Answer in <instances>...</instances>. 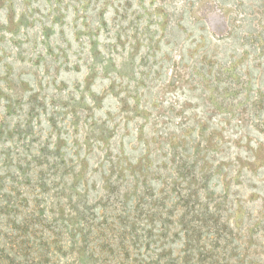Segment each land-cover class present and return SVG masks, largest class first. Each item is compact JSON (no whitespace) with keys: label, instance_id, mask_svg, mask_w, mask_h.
Listing matches in <instances>:
<instances>
[{"label":"rangeland","instance_id":"rangeland-1","mask_svg":"<svg viewBox=\"0 0 264 264\" xmlns=\"http://www.w3.org/2000/svg\"><path fill=\"white\" fill-rule=\"evenodd\" d=\"M0 264H264V0H0Z\"/></svg>","mask_w":264,"mask_h":264}]
</instances>
